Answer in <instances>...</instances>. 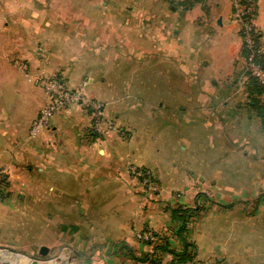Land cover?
Returning <instances> with one entry per match:
<instances>
[{"label":"crops","instance_id":"crops-1","mask_svg":"<svg viewBox=\"0 0 264 264\" xmlns=\"http://www.w3.org/2000/svg\"><path fill=\"white\" fill-rule=\"evenodd\" d=\"M232 14L230 0H0V166L9 183L0 264H27L41 247L51 260L43 264L60 255L71 264H140L165 244L180 252L171 217L179 206L200 209L184 234L197 264H264V129L250 100L254 113L238 104L234 72L244 52ZM254 14L264 45V0ZM42 70L70 90L86 82L115 130L99 138L92 112L72 106L30 136L47 103L34 83ZM172 81L182 88L170 90ZM159 119L215 133L232 155L229 171L194 177L184 166L164 182L147 161L157 146L127 144L136 126ZM129 166L149 169L155 189L140 188ZM146 229L157 236L151 245L134 237Z\"/></svg>","mask_w":264,"mask_h":264},{"label":"rangeland","instance_id":"rangeland-1","mask_svg":"<svg viewBox=\"0 0 264 264\" xmlns=\"http://www.w3.org/2000/svg\"><path fill=\"white\" fill-rule=\"evenodd\" d=\"M43 12L50 13V10H48V8L47 9L44 8ZM206 70H207V74L215 75L216 71H215L214 63L211 66L207 67ZM126 73H127V70L124 69L122 72V77H119L118 79L119 81L118 88L120 89H124L123 84L125 83V80H126L124 77V74ZM42 74H44L48 78L55 77L54 75H52L54 74V72H51L49 74L47 73V71L42 70ZM108 75L112 79L113 72H110ZM234 77H235L234 79L236 80L235 81L236 92L239 95L238 104L241 105L240 108L244 109L243 111L245 113H249V111L252 112L253 109L252 110L249 109L248 100L252 101V100L258 99L259 102L262 104L264 101V92H261L260 94H258V96H261V98L255 97V95L254 97H249V96H253V94L250 92V89L254 88V86L250 83L252 80H249L247 75L245 74L243 75V62L241 60L239 62H236ZM127 78H129V76ZM180 86H182V84L179 85L177 81L175 82L172 81V84L170 85L169 88L170 90H173L176 88V90L178 91V87ZM41 90L43 91L44 95H46L44 90L43 89ZM87 92H88V88L86 89V93ZM176 94L177 93L175 91L171 92L170 102H169L171 105H175L174 103L175 101L173 100V98L174 96H176ZM97 104L99 103L97 102ZM165 106L167 108V105ZM169 108H167L168 110L164 111V113L165 112L167 113L168 111H170ZM138 126L140 127L147 126V129L142 130ZM138 126L135 127V134L137 136L136 142L134 140L133 142L127 143V144H151V145L157 146L158 151L153 153L152 155H149V156L147 155L148 156L147 161L150 162L151 159L155 161V164L158 165L160 169L161 177L164 179V182L168 181L169 178L170 179L172 178L171 176L175 170L179 173L183 172L182 168L184 166H191V168L194 170V174H195L194 177L200 176L201 174L202 175L204 174V176H208V174L210 173L212 174V171L218 172V173L220 172V174H224L223 171L227 173L230 169L229 160L232 159V155L228 154L227 156H224L223 152L221 151L222 144H219L220 142L216 138V134L213 132L211 133V132L206 131V129L201 124L192 125L191 122H189V123H182L181 127H179V125L175 126L169 123L168 121L163 122L161 119H159L158 122L145 121V124H139ZM45 130H43L42 132H44ZM42 132H40L38 136L35 137V139L38 138ZM103 135L97 134L99 138L102 137ZM179 138L183 139L184 141H179L180 140ZM117 140L118 139H116L115 140L116 143H114L113 139H107V141L110 144H123L121 143V140L119 141ZM242 156L243 154L241 153L240 155L237 154L233 158H243ZM147 165H151V164L148 163ZM231 168L234 169L235 167H233L232 165ZM133 169H138V168L134 166L128 167L129 173L134 177V179H136V181L140 185V188H142L144 191H150V190L155 189V186L157 184L155 181L152 180L153 175L149 169H146L147 173L150 174L151 176V182L148 185H145L143 182V179L141 180L138 176L132 173ZM140 169H143V168H140ZM0 171H4L6 173V188L4 192L0 193V201H2V200H5V198L9 194L8 193L9 183H8L7 168L5 166H0ZM205 181H206V178H205ZM169 186L165 188V190L171 191L170 189L172 188H170ZM155 237L157 239V236ZM190 246L192 248L190 250L191 252L193 251V246L192 245ZM149 254L151 253H148V255ZM145 256H147V254L144 255L143 258H145ZM37 257H38L37 260H40L42 264L45 261L46 262L51 261V260H47V257L45 258H42L40 256H37ZM143 258L141 259L140 263L142 262ZM160 258L165 259L164 256ZM193 259L195 260V264H197L198 263L197 259H195V257ZM26 263L28 264V262Z\"/></svg>","mask_w":264,"mask_h":264},{"label":"built area","instance_id":"built-area-1","mask_svg":"<svg viewBox=\"0 0 264 264\" xmlns=\"http://www.w3.org/2000/svg\"><path fill=\"white\" fill-rule=\"evenodd\" d=\"M233 8L232 20L238 28L241 39L243 54V75H247L249 80L264 90V45L259 41L253 19L257 0H230ZM34 83L43 89L46 94L47 103L40 111L39 115L30 124V136L36 137L40 132L47 129L52 117L61 110H67L72 106H78L82 110L92 112L94 123L93 132L103 134L105 131H114L115 126L104 117L100 104L87 97V83L82 82L75 90H70L65 83L56 77H46L44 74L38 75ZM138 170V171H137ZM132 173L138 176L145 185L151 182V176L146 169H133ZM6 188V173L0 171V193ZM135 239L143 244L151 245L156 241L155 234L150 230L137 232ZM145 256L140 264H154L157 259L152 252ZM160 258V257H159ZM159 264H195V260L179 261L170 258L169 260L159 259Z\"/></svg>","mask_w":264,"mask_h":264},{"label":"trees","instance_id":"trees-1","mask_svg":"<svg viewBox=\"0 0 264 264\" xmlns=\"http://www.w3.org/2000/svg\"><path fill=\"white\" fill-rule=\"evenodd\" d=\"M262 62L264 64V60ZM250 83L254 86V88L250 89V92L253 94V96H251V97H254V95L256 97L261 92H264V90L262 88L258 87L255 84V82L251 81ZM250 103L255 108V110L257 111L258 117H259L260 122H261V126L264 129V101L261 104L259 102V100L257 99V100L250 101ZM261 197H264V196H261ZM198 211H200L199 207L190 209V208H182L180 206L171 210V217L178 224L175 235L182 242V250L180 252H175L173 250L168 249V244L160 245V246L157 245L154 247L155 251L153 252V255H155L157 257V259L153 260V261H155L154 264L160 263L159 259H161V258H159V257L163 253L170 254L172 256V258L177 259L179 261L192 260L195 257L193 252L192 251L190 252V250L192 249L190 246L191 244L186 242V240L184 238V234H185L187 225L190 223V221H193V219H192L193 217H196V215H198V214H196V212H198ZM143 260H145V259L143 258Z\"/></svg>","mask_w":264,"mask_h":264},{"label":"water","instance_id":"water-1","mask_svg":"<svg viewBox=\"0 0 264 264\" xmlns=\"http://www.w3.org/2000/svg\"><path fill=\"white\" fill-rule=\"evenodd\" d=\"M48 251L49 250L46 247H41L38 251V256L45 258L48 255ZM54 262L55 264H71L70 258H67L63 255L56 257ZM4 264H12V263L9 261H5ZM28 264H42V263L40 262V260L35 259V260H31L30 262L28 261Z\"/></svg>","mask_w":264,"mask_h":264}]
</instances>
